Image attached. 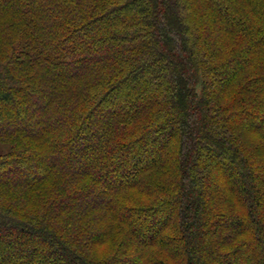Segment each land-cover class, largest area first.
<instances>
[{"label": "trees", "instance_id": "16d2710c", "mask_svg": "<svg viewBox=\"0 0 264 264\" xmlns=\"http://www.w3.org/2000/svg\"><path fill=\"white\" fill-rule=\"evenodd\" d=\"M0 147V264H264V0H0Z\"/></svg>", "mask_w": 264, "mask_h": 264}, {"label": "rangeland", "instance_id": "374dc122", "mask_svg": "<svg viewBox=\"0 0 264 264\" xmlns=\"http://www.w3.org/2000/svg\"><path fill=\"white\" fill-rule=\"evenodd\" d=\"M90 140V142H91V145L92 144H96L97 143V139L96 138H91V139H89ZM153 146H155V145H153ZM1 148V147H0ZM156 148V147H155ZM154 148V149H155ZM5 149V148H4ZM224 178H226V176H224ZM217 185V188H222L224 185H225V180H221V182L220 183H218V180H215V179H213V186H216ZM95 249H96V251H97V254H99L98 256H101L102 255V253L104 252V246L103 245H101V246H97V247H95ZM15 261H18V259H13V262H15Z\"/></svg>", "mask_w": 264, "mask_h": 264}]
</instances>
